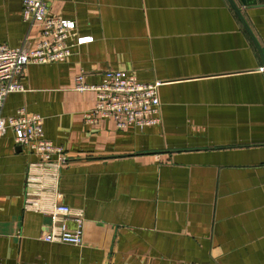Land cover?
I'll return each mask as SVG.
<instances>
[{
    "label": "crops",
    "instance_id": "1",
    "mask_svg": "<svg viewBox=\"0 0 264 264\" xmlns=\"http://www.w3.org/2000/svg\"><path fill=\"white\" fill-rule=\"evenodd\" d=\"M234 1L264 55V6ZM48 15L91 42L63 62L27 65L2 114L41 116L63 149L56 201L83 210V244L41 239L50 216L23 209L36 158L7 130L0 264H264V66L229 1L52 0ZM38 32L22 0H0V45ZM107 70L160 83L158 124L84 122L96 98L75 91L74 77L98 85Z\"/></svg>",
    "mask_w": 264,
    "mask_h": 264
},
{
    "label": "built area",
    "instance_id": "2",
    "mask_svg": "<svg viewBox=\"0 0 264 264\" xmlns=\"http://www.w3.org/2000/svg\"><path fill=\"white\" fill-rule=\"evenodd\" d=\"M51 1L22 0V19L29 26H36L38 35L33 41L26 38L25 43L16 48L0 45V137L11 130L16 145L36 158L25 173L23 209L50 216L52 222L41 239L81 246L83 210L56 201L59 170L66 162L63 149L44 137L41 116L27 115L23 110L12 116L2 114L8 94L23 90L21 78L27 65L63 62L71 56L75 46L91 42L90 37L75 36L74 22L48 15ZM159 84L141 83L120 70H107L98 85L85 83L83 74L74 77L75 91L93 92L96 98L94 107L83 113L84 122L96 124L108 119L119 130L142 129L160 122ZM68 222L75 223V228L69 229Z\"/></svg>",
    "mask_w": 264,
    "mask_h": 264
},
{
    "label": "water",
    "instance_id": "3",
    "mask_svg": "<svg viewBox=\"0 0 264 264\" xmlns=\"http://www.w3.org/2000/svg\"><path fill=\"white\" fill-rule=\"evenodd\" d=\"M231 7L233 8V10L235 11V13L237 14L240 22L242 23V25L244 26L245 30L247 31V33L249 34L250 38L253 40L260 56H261V59H262V63H263V66H264V55H263V52L261 50V47L259 45V43L257 42L254 34L252 33L251 29L249 28L248 24L246 23V21L244 20L241 12H240V8L238 7V5L235 3L234 0H228ZM238 3L241 5V6H244V7H258V6H264V0H259L258 2L255 1V0H238Z\"/></svg>",
    "mask_w": 264,
    "mask_h": 264
}]
</instances>
